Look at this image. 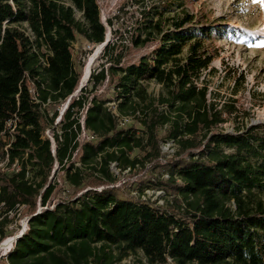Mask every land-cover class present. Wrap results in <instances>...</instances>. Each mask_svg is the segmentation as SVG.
Returning <instances> with one entry per match:
<instances>
[{"label":"trees","instance_id":"trees-1","mask_svg":"<svg viewBox=\"0 0 264 264\" xmlns=\"http://www.w3.org/2000/svg\"><path fill=\"white\" fill-rule=\"evenodd\" d=\"M175 4L181 13L168 17ZM194 19L180 0L145 7L125 29L103 21L98 0H0V131L17 118L12 156L22 167L0 177L1 200L32 210L0 264H118L138 252L148 264H264V123L222 130L236 106L211 98L203 75L213 55L203 37L183 31ZM23 23L30 35L16 26ZM108 25L110 42L82 88L73 44L81 38L92 52L105 43ZM151 81L162 88L157 96ZM105 85L110 97L103 98ZM110 101L135 124L122 125ZM82 121L93 138L81 140ZM53 126L55 154L45 135ZM163 140L176 146L168 159ZM75 153L99 181L89 189ZM113 162L121 170L156 164L169 177L137 185L164 189L172 200L159 206L122 194ZM57 165L66 181L87 190L38 212L39 199L49 205L57 189L50 178Z\"/></svg>","mask_w":264,"mask_h":264},{"label":"rangeland","instance_id":"rangeland-1","mask_svg":"<svg viewBox=\"0 0 264 264\" xmlns=\"http://www.w3.org/2000/svg\"><path fill=\"white\" fill-rule=\"evenodd\" d=\"M161 1L145 0V3L140 1L137 4L136 0H98L103 21L108 24L107 19L112 18L115 27L122 29L131 28L142 9L151 6V4L159 6ZM180 1L184 2V9L195 16L193 23L185 27L183 31L194 32L203 37L206 48L213 55L211 66L203 75L209 85V90L212 92L211 98L219 105L228 103L236 106V112L222 126V130L234 132L243 125L264 123V3H257L254 0ZM180 13L181 6L178 4L173 5L167 11L168 17H174ZM77 17L80 18L81 13L78 12ZM16 26H19L27 34H31L27 23ZM109 27L108 25L106 39L112 37V30ZM202 32H205V35H202ZM91 49L92 46L81 38L73 44L75 62L83 73L82 88L86 87L91 73L102 61L100 55L104 47L98 45L90 52ZM152 49L154 48L141 50V53H148ZM141 53H137L136 57ZM146 85L151 94L157 96L161 93V86L154 81L147 82ZM78 92L79 90L75 94ZM98 94L103 98L110 97L107 85L99 89ZM66 105L61 106L62 111ZM46 109L49 117H52L54 111L52 107L49 110ZM59 118H57L56 123ZM128 124L133 125L135 123L131 121ZM53 128L54 126L47 128V137H52ZM86 136H89L88 131L82 133L81 140ZM161 148L164 159H168L176 151L174 142L168 140L162 141ZM77 153L74 154L75 159L73 158V160L76 166L81 167L86 180L85 183L89 184V186L84 185L83 188L89 189L91 188L90 185L99 181L93 177H88L91 170L79 162ZM137 154L138 152H136ZM155 166L156 164L147 162L144 166L138 165L136 169L121 170L117 162H113L111 172L116 179L114 185L126 196H140L159 206H165L168 200H172L173 196L167 195L164 189L137 185V183L150 178H167L166 175L168 174L155 168ZM52 175L51 180L56 182L57 189L48 203L49 207L55 206L59 201L76 198L87 190L80 189L66 181L65 171L59 167ZM40 203L39 200L38 209ZM31 215L32 210L25 207L22 216H15L11 221L6 222L15 227L8 228L9 230L5 229L8 234L7 238L15 237L22 219L31 218ZM9 248L0 252V261L4 257L6 258L5 254ZM118 264H148V262L143 253L138 252L137 254H129Z\"/></svg>","mask_w":264,"mask_h":264},{"label":"built area","instance_id":"built-area-1","mask_svg":"<svg viewBox=\"0 0 264 264\" xmlns=\"http://www.w3.org/2000/svg\"><path fill=\"white\" fill-rule=\"evenodd\" d=\"M32 95L34 97H36V93L34 90H32ZM107 106H108L109 110H111V112L115 116L119 117L120 123L122 125L129 123L133 120L132 117L120 116V113L118 111L117 101H110L107 103ZM66 107H67V105H66ZM16 126H17V118L14 117V118L9 119L6 122L5 127L0 131V177L2 175H5V174L18 173L22 169L21 162H20L19 158H13V156H12V154H13L12 148H13V143L15 141V134L14 133L16 131ZM82 128H83L82 133H84V131H86L85 127H84V121H82ZM88 134H89V136H88L89 138H93V135H91L90 133H88ZM45 135H46V132H45ZM49 138L52 139V142H53L52 152H53V154H55L56 153V143L51 136ZM58 167L59 166L57 165L56 169H54L53 173L57 170ZM166 176H167V178L169 177V175H166ZM26 178L29 179V183L35 185L36 179L34 178L33 172L30 169H27V171H26ZM52 178H53V175L51 176V179ZM1 194H2V188L0 185V223L4 222L6 219H8V221H11V219H13L15 216H22V211L26 207V204H17L15 209H8L6 202L1 200ZM48 207H49V205L43 206L40 203L38 212H40L43 209H46ZM53 207L54 206H52L51 208H53ZM29 222H30V218L22 219L21 225L18 228L17 233L15 234V241H14L12 247H10L8 249V251H10L15 246V244L17 242L16 238L19 235L24 234L25 231L28 229ZM8 228L12 229L15 227L13 225H11L10 223H8V224L6 223L5 229L9 230ZM0 247H1V245H0ZM8 251H6L7 253L5 254V256L8 254ZM0 252H1V248H0ZM167 264H174V262L172 261V259H169Z\"/></svg>","mask_w":264,"mask_h":264},{"label":"bare ground","instance_id":"bare-ground-1","mask_svg":"<svg viewBox=\"0 0 264 264\" xmlns=\"http://www.w3.org/2000/svg\"><path fill=\"white\" fill-rule=\"evenodd\" d=\"M15 240V237H9L6 240H4L1 244V252L12 246L13 242Z\"/></svg>","mask_w":264,"mask_h":264},{"label":"water","instance_id":"water-1","mask_svg":"<svg viewBox=\"0 0 264 264\" xmlns=\"http://www.w3.org/2000/svg\"><path fill=\"white\" fill-rule=\"evenodd\" d=\"M109 42H110V38H107L106 41H105V43L102 44V46L105 47ZM20 236H21V235H19V236L16 238L17 241H18V238H19Z\"/></svg>","mask_w":264,"mask_h":264},{"label":"snow or ice","instance_id":"snow-or-ice-1","mask_svg":"<svg viewBox=\"0 0 264 264\" xmlns=\"http://www.w3.org/2000/svg\"><path fill=\"white\" fill-rule=\"evenodd\" d=\"M254 2H257V3H264V0H254Z\"/></svg>","mask_w":264,"mask_h":264}]
</instances>
